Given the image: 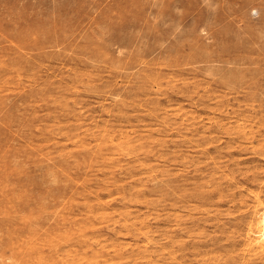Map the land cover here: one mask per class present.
I'll return each mask as SVG.
<instances>
[{"label":"rangeland","instance_id":"rangeland-1","mask_svg":"<svg viewBox=\"0 0 264 264\" xmlns=\"http://www.w3.org/2000/svg\"><path fill=\"white\" fill-rule=\"evenodd\" d=\"M0 35V264H264V0H0Z\"/></svg>","mask_w":264,"mask_h":264},{"label":"clouds","instance_id":"clouds-1","mask_svg":"<svg viewBox=\"0 0 264 264\" xmlns=\"http://www.w3.org/2000/svg\"><path fill=\"white\" fill-rule=\"evenodd\" d=\"M251 15H252L254 18H258V17L260 16V12H259L258 9H253Z\"/></svg>","mask_w":264,"mask_h":264},{"label":"bare ground","instance_id":"bare-ground-1","mask_svg":"<svg viewBox=\"0 0 264 264\" xmlns=\"http://www.w3.org/2000/svg\"><path fill=\"white\" fill-rule=\"evenodd\" d=\"M12 2V1H11ZM2 6V5H1ZM7 11V10H6ZM16 23H18V22H16ZM28 26H30V25H28ZM25 28H27V27H25ZM2 33V32H1ZM3 35V34H2ZM1 36V35H0ZM17 37V36H16ZM15 37V38H16ZM3 38H5V37H3ZM18 39H19V37H18ZM0 41H2V40H0ZM5 41V40H4ZM3 42V41H2ZM1 43V42H0ZM1 61V60H0ZM18 65V64H17ZM18 67H20V66H18ZM252 93V92H251ZM264 230V229H263ZM2 258V257H1Z\"/></svg>","mask_w":264,"mask_h":264}]
</instances>
